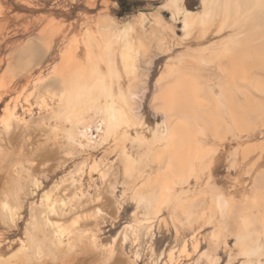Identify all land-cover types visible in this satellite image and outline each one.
<instances>
[{
  "label": "bare ground",
  "instance_id": "bare-ground-1",
  "mask_svg": "<svg viewBox=\"0 0 264 264\" xmlns=\"http://www.w3.org/2000/svg\"><path fill=\"white\" fill-rule=\"evenodd\" d=\"M201 4L203 8L201 14L188 10L184 0H166L164 7L170 11L173 22L179 21L182 24V31L186 37L199 26L213 21L215 16L222 17L224 25L226 23L233 26L243 25L251 32L247 36L244 35L245 37L242 39H233V41L231 39L232 43L222 46L221 49L217 48L216 51L213 50V53L208 57L199 54L200 57L191 61L181 59L166 68L165 74L157 82L158 93L153 98L157 101L156 104L160 107H158V111L162 113L164 119L160 124H156V128L154 127L155 129L152 130L151 138H146L143 132L138 131L134 132L135 137L128 134L129 129L141 128L143 124L139 115L132 108L133 99H136L133 98V92L127 94L128 97H126L120 90L121 77L119 71L117 72L115 69L116 65L113 66L114 63L111 62V48L114 45H119L122 65L126 72H133L134 75L136 72H134L132 62L133 56H137L140 49H138L139 47L134 48L130 37V24L118 28L115 24H109L110 22H107L108 26L104 23V26L99 29L102 46L99 54L93 50L96 49L94 48L96 44L93 46L92 43H95V38H90L87 35V30L85 31L87 34L84 32L88 38L84 37L85 41H80L81 44L83 41L87 48V52L84 51V53L86 52L88 66L86 65L81 70L71 68L74 65L67 66L73 56L74 52L72 51L75 49L70 48L72 51L68 50L70 54L65 55L63 67L59 68L58 66L46 79L39 77V79H35L33 88L39 95L41 106L45 103L46 95L57 98L56 101L62 106V109L52 118H50V114L45 115L49 116L45 119L50 118L48 122L43 123L44 119L34 125V121L30 120L32 123L30 130H39L42 139L50 136L65 145L62 146L66 147L64 152L57 151L59 156L63 154V157H58L59 168L74 163L75 153L80 155V153L92 151L95 146L107 143L108 139L110 141L113 138L116 140V148L119 150L118 159L123 164L122 172L127 179V186L134 183L137 178L144 176L145 168H150L151 164H156L161 160L162 166L159 169L161 173H159V179L155 181L158 184L154 185L155 182H151L154 180V176L150 178V173H145L144 182L138 188L132 189V199L138 206H143L144 216L157 217L167 209L172 219H181L182 217L184 221L201 219L207 224L216 222L215 229L208 234V251L205 250L198 257V260L204 259L203 264H214L219 260L216 251L220 246L226 248L225 240L229 235L235 239L234 247L236 248V253L229 255V261L238 258L242 260L241 264H264V218L254 212L257 202H252V198L264 190V172L260 175L256 174L249 198L241 200V203L228 198L222 191L210 184H208L207 191L204 189V191H198L189 197L183 190L178 191V187L187 185L191 178L198 177V172L201 171L200 168L204 166V161L207 160L210 153L207 146L202 144L203 139L198 137L203 134V128L198 126V122L204 124V127H207L215 136H222L227 132L238 134L247 132L252 122L264 112V77L260 76L262 79L257 78L259 80L254 79L253 76L256 72L252 76L254 69L264 72V0H201ZM143 15L141 16L143 24L147 22L150 23L148 24L150 26L155 25ZM256 24H259L260 27L254 29ZM141 26L143 28L142 23ZM223 26L220 27L223 28ZM205 27L207 28V26ZM149 30H146L147 33L151 32L150 34H154L156 38L155 27L154 29L151 27ZM90 35L92 34L90 33ZM239 35H237L238 38ZM161 38L162 36L160 43ZM252 40L257 42L252 43ZM43 44V42L39 44L33 40L29 41L18 49L13 60H7L9 62L3 71V80L0 78V90L5 91L23 75L29 74L47 56L49 45L44 46L47 42ZM74 45L70 46L74 47ZM160 50L164 54L167 49H163L161 46ZM145 51L142 50L144 53ZM147 51L146 53H148ZM148 55L150 54L148 53ZM106 58L108 61L106 71L102 72L99 63H101L100 60H105L104 63H106ZM224 60L227 62V64L224 63L225 66L217 63L225 62ZM190 62H192V67L189 68L188 63ZM59 63L61 64V62ZM211 65L215 66L213 68L218 70V75L221 77L216 84L217 94L212 92L211 84L208 81H206L208 85H205L206 83L203 85L196 75L197 73H193V70L199 72L205 67L210 68ZM258 72L257 74H259ZM116 88L118 93L113 94ZM256 97H258V101L255 99ZM259 97L263 101H260ZM119 102L123 103L122 106H117ZM7 103L9 104V102ZM8 104H5L6 107ZM12 107L5 108L4 115L0 117V133L7 136L5 141L7 153L16 154L21 149V146L16 147V142L25 141L24 136L19 132L20 126L27 124V120L17 115L15 107ZM92 131L96 133L94 137ZM125 141H129L131 148L135 149V157L122 146ZM58 147L60 149L61 145ZM39 148L40 146L35 147L34 152H41ZM208 159L212 163V159ZM85 161L86 159L75 165L73 170L59 179L57 185L55 184L57 187L52 188L54 192L61 185V192L68 196L67 202L60 197L54 198L50 190V192L41 194L38 202L30 203L29 218L22 232L24 238L9 239L20 234L18 227L23 223V219L19 213L23 202L26 199H34L41 191L43 182L32 178L28 169L23 172L25 175H12L15 183L14 193L11 195L12 203L4 201L0 207V226L5 229V233L0 234V251L6 244L15 245L18 243L19 247L13 254L16 257L14 264H44L43 259L46 256L68 255L76 250L88 254L104 252L108 259L120 255V249L127 239L126 231H122L118 238L113 239L112 244L101 245L99 236L102 234L103 216L107 215L103 214V211L98 207L93 208L95 210H85V207L94 201L93 195L91 198L82 188L81 176ZM92 163L88 167V175L92 171L96 173V165L100 164L95 161ZM204 169L209 170L210 166L205 164L202 170ZM108 171L99 172L101 181L106 182ZM123 181L125 182V179ZM30 187L32 188L30 189ZM101 194L99 195L101 196ZM67 203L72 204L65 207ZM145 228L149 231L148 228L151 226L146 225ZM117 244L119 248L116 251ZM198 248L199 242L195 241L192 251L196 252ZM169 252L168 261L166 260L167 262L164 264H171L173 261V253ZM181 253H187L185 246ZM181 253L179 251L178 254ZM4 259L0 257V264H5ZM129 264L136 263L132 260V263Z\"/></svg>",
  "mask_w": 264,
  "mask_h": 264
},
{
  "label": "rangeland",
  "instance_id": "rangeland-1",
  "mask_svg": "<svg viewBox=\"0 0 264 264\" xmlns=\"http://www.w3.org/2000/svg\"><path fill=\"white\" fill-rule=\"evenodd\" d=\"M165 2L166 0H0V78L2 80L6 64L13 60L14 54H16L18 49L32 40L39 44L47 42V44H43L46 47L49 45L47 47L49 50L47 56L29 74L23 75L5 91L0 90V117L4 115L5 108L10 109L14 106L17 115L27 120V124H22L19 130L25 141H18L15 144L16 147L21 146L19 153H7V147L5 146L7 136L0 133V207L4 201L12 203L11 195L15 189L12 175H25L23 172L28 169L32 178L43 182V187L38 192V195L34 199H26L23 202L19 213L23 219V223L18 227L20 234L9 239L24 238L22 232L29 218L30 203L32 201L38 202L40 195L44 192H50L51 190L54 198L60 197L65 199L66 202L69 200L68 196L63 195V192H61V185L58 186V188L60 187L58 190L54 192L53 190L57 187L59 179L68 174L74 169L75 165H78L84 159H86V164H84L85 167L81 176L82 188L91 198L92 195L94 197V201L89 203L85 210H95L98 207L103 211V214L108 216H103L102 234L99 236V243L103 246L112 244L113 239L118 238L122 231H126L127 235V239L120 249L121 253L116 257L108 259L104 252L88 254L76 250L68 255L46 256L43 259L44 264H129L132 263V260L136 264H164V262L168 261L169 251L173 253L171 264L204 263L202 262L204 259L198 260V257L205 250L208 251V234L215 229L216 222L207 224L201 219L184 221L182 217L181 219H172L167 209L163 210L157 217L152 215L144 216L145 210L143 206H138L132 199V189L138 188L144 182L145 173H150V178L154 176V180H151V182L159 179L158 176L161 173L159 169L162 166L161 160L156 164H151L150 168H145L144 176L137 178L134 183L127 186V179L122 172L123 164L118 159L119 150L116 148V140L113 138L110 141L108 139L107 143L104 142L95 146L92 151L80 153V155L78 154L79 156L75 153L74 163L59 168L60 160L58 157H63V154L59 156L57 151L61 150L64 152L66 148L62 147L64 144L50 136L42 139L39 130H30L32 121L36 125L37 122L43 121L45 117L50 116L52 118L56 116L62 109V106L56 101L57 98H51L46 95L44 97L45 103L41 106L38 99L39 95H37L36 89L33 88L34 82L39 78L46 79L50 77L53 70L58 68V66L59 68L63 67L67 54H70L68 50L72 51L70 48L75 49L72 51L74 53L67 66L74 65L71 67L74 70H81L86 65L88 66L85 55L87 48L83 42L88 38L85 34L88 32L87 35L90 38H95V43H92L93 46L96 44L94 46L96 49L93 50L97 54L101 53L102 46L99 39V29L104 26V23L108 26L110 22L109 24H115L118 28L130 24V37L134 48L137 49L139 47L138 49H140V53L137 56L134 55L132 61L134 72H136L135 75L133 72L132 75V73L125 71L124 65H122L120 60L119 45H114L111 48V62L114 63L113 66L116 65L115 69L120 73V90L123 95L128 97L132 92L136 95H133V98L135 97L136 99H133L134 103L132 102V104L134 105H132V108L139 115L143 124L141 128L129 129L128 134L135 137V131L143 132V135L148 139L151 138L152 130L156 128V124H160L164 119L162 113L158 111L160 107L156 104L157 101L153 98L158 93L157 82L165 74L166 68L181 59H189L191 61L201 55L208 57V55L213 53V50L216 51L221 49L222 46L232 43L231 39L232 41L233 39H242L245 37L244 35L247 36L251 32L243 25L233 26L229 23L224 25L222 24V17L215 16L213 21L199 26L186 37L182 31V24L179 21V23L177 21L173 22L170 11L167 8L165 9ZM184 4L190 11L199 14L203 11L201 0H184ZM142 14L151 23H155L156 26H150L148 25L150 23L147 22L143 24L141 22ZM221 25H224L223 28L220 27ZM151 27L152 29L155 27L156 38L154 34H150L151 32L147 33ZM259 27L260 25L256 24L253 28L257 29ZM145 32L150 35H147L148 38L144 34ZM243 32L244 34H241ZM237 35H239V38ZM84 37L86 38L84 39ZM156 39L159 40L157 41ZM80 40H83L82 44ZM138 41L139 44H137ZM256 42L253 41L252 43ZM70 45H74V47ZM68 46L69 48L67 49ZM161 46H163V49H167L164 54L160 50ZM66 49L67 53L65 52ZM142 50H148L147 52L150 55L146 51L145 53L142 52ZM84 51L86 52L84 53ZM202 51L206 53H200ZM100 61L99 67L102 72H105L108 63L107 58L106 63H104L105 60ZM222 61L217 63L225 66L224 63L227 64V62L225 60V62ZM188 66L189 68L192 67V62L188 63ZM213 66L211 65L210 68L205 67L199 72L193 70V73H197L196 75H198L203 85L204 83L208 85L209 82L212 92L217 94L218 88L216 84L221 77L218 75V70L213 68ZM215 71L217 72L216 74ZM252 72V76L256 72L253 76L256 80L264 77V72L261 70L254 69ZM215 77L218 78L216 79ZM116 89H114L113 94L118 93V89ZM255 99L259 100L258 97ZM261 100L262 98H260ZM5 104H8V106L6 107ZM122 104L119 102L117 106H122ZM49 119H45L43 123L48 122ZM197 124L201 129L203 128V134L198 135V137L203 139L202 144L207 146L210 151L208 158L212 159V163L207 158L204 161V166L205 164L209 165L210 169L202 170L204 166L200 168L201 171L198 172L199 174L197 173L198 177L191 178L187 185L178 187V191L183 190L185 195L189 197L194 193H198V191L202 192L204 189L207 191L209 188L208 184H210L238 203L249 198L254 178L264 172V112L252 122L247 132L238 134L227 132L225 135L215 136L207 127H204V124L201 122ZM92 132L94 137L96 133L95 131ZM58 145H61L60 149ZM37 146H40L41 152H34ZM122 146L130 154H133V157L136 156L135 149L131 148L129 141L123 142ZM93 160L97 164L100 162V164L96 165V173L92 171L88 175V167L93 164ZM106 168L109 171L105 170ZM102 171H108L106 182L101 181L99 178V172ZM46 177L47 180H45ZM157 184V182L154 183V185ZM52 188L54 189L52 190ZM95 194L97 196H94ZM102 195L106 198H103ZM252 202H257L254 212L264 218V190L259 192L256 197H253ZM70 204L72 203H67L65 207ZM146 225L151 226V228H148V230L150 229L149 231L145 228ZM130 227L131 229H129ZM3 233H5V229L0 226V234ZM230 236L225 240L226 248L220 246L216 251L219 260L214 264H241L242 260L238 258L229 261V255L236 253V248L234 247L235 239L232 236L230 238ZM195 241L199 242V248L196 252H193L192 245ZM182 245L185 246L187 253H181ZM18 247L19 244L17 243L15 245L6 244L2 248L0 257L5 258V264L15 263L16 257L13 254ZM115 248L117 251L119 248L118 244ZM179 251L180 255L178 254Z\"/></svg>",
  "mask_w": 264,
  "mask_h": 264
}]
</instances>
